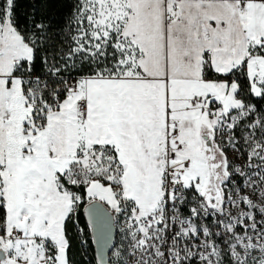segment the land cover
<instances>
[{
	"label": "snow or ice",
	"instance_id": "6c2138e0",
	"mask_svg": "<svg viewBox=\"0 0 264 264\" xmlns=\"http://www.w3.org/2000/svg\"><path fill=\"white\" fill-rule=\"evenodd\" d=\"M16 9L0 264H264V0H70L58 28Z\"/></svg>",
	"mask_w": 264,
	"mask_h": 264
},
{
	"label": "trees",
	"instance_id": "16d2710c",
	"mask_svg": "<svg viewBox=\"0 0 264 264\" xmlns=\"http://www.w3.org/2000/svg\"><path fill=\"white\" fill-rule=\"evenodd\" d=\"M70 12V0H17L16 16L21 25L26 24L33 16L37 19L48 17L54 28L63 25L68 13ZM84 223V217L81 216V224ZM93 245L89 247V256L92 255ZM73 252L75 259L80 261V249L77 241L73 242Z\"/></svg>",
	"mask_w": 264,
	"mask_h": 264
},
{
	"label": "water",
	"instance_id": "95a60500",
	"mask_svg": "<svg viewBox=\"0 0 264 264\" xmlns=\"http://www.w3.org/2000/svg\"><path fill=\"white\" fill-rule=\"evenodd\" d=\"M93 247L96 248V251H97V253H98V251H99L98 246L93 245Z\"/></svg>",
	"mask_w": 264,
	"mask_h": 264
}]
</instances>
